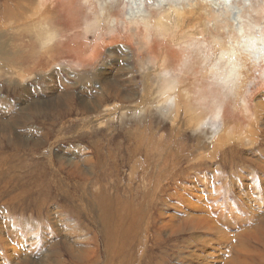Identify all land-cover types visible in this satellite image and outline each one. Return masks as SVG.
I'll return each mask as SVG.
<instances>
[{"label": "rangeland", "instance_id": "374dc122", "mask_svg": "<svg viewBox=\"0 0 264 264\" xmlns=\"http://www.w3.org/2000/svg\"><path fill=\"white\" fill-rule=\"evenodd\" d=\"M34 1L22 24L0 21V264H264V0H234V32L204 0L148 2L149 25L120 2L104 17L100 0ZM241 34L242 75L223 82L211 65ZM113 51L134 99L88 111ZM147 74L153 106L112 109L140 102ZM174 92L176 108L160 103Z\"/></svg>", "mask_w": 264, "mask_h": 264}, {"label": "bare ground", "instance_id": "6f19581e", "mask_svg": "<svg viewBox=\"0 0 264 264\" xmlns=\"http://www.w3.org/2000/svg\"><path fill=\"white\" fill-rule=\"evenodd\" d=\"M11 1H13V4H11L10 0L5 1L3 4H0V21L12 19L16 23L22 24L24 21H26V18H24V16L27 13H31L32 15H36L35 13H37V10L35 8L34 9L36 12L32 13V9H29L26 6L28 4V2H31L32 4H34L35 3L34 0H11ZM153 1H158L157 4L162 5L163 7H165V4H163V3L170 2L169 0H165V2H163L164 0L163 1H160V0H120V1L114 0V2H112L110 0H100V1H98V4H99L100 12H101L100 14L102 16L106 17L107 15H111V12H113L112 3H119L120 2V3H122L121 5L125 6V8L128 7L126 9L128 11V17H131V19H135L138 17L140 21L147 23L149 25L148 20L143 19V17L145 16L144 6L146 7L148 2H153ZM176 1L181 2L182 0H176ZM199 1L200 0H194V3H193L194 7H192V9H195V6H197L200 3ZM204 1H206V3L208 5L212 4L213 7L214 6L219 7L218 9H216V10H218L217 13L222 14L224 17L228 18V20H232L235 23H237L234 26L232 32H234V30L239 31L238 22H239L240 18L238 17V12H237L238 11V5L235 3L234 0H204ZM161 2H163V3L161 4ZM217 4H219V5H217ZM10 5L16 10L17 15L15 13L11 12ZM22 7H24V9ZM192 9H189V10H192ZM234 10L236 12H234ZM172 13L177 14L178 16H181V17L184 15V13L182 11L176 12L173 10ZM168 16L169 15L165 14L164 17L162 16L161 19H158L154 23L155 28L158 30L163 29L165 31H169V28L167 26L168 25V23H167L168 22V20H167ZM181 22H182V20H180V18L176 19V24H177L176 27H180ZM248 28L250 30H253L252 29L253 26H249ZM241 38H242V40H240ZM233 40H234L233 44L229 43L227 45V47L221 48L220 54H219V59L217 62H214L213 65H211V70H210L211 73L213 74V76L220 77L223 80V82H226V83H233V82L235 83L237 80V76L239 77L240 75H242L241 74L242 65L240 64V61L245 56L243 53L245 51L241 52V49L243 50L244 45H246V44L249 45V42L243 40L242 34L238 38L234 37ZM123 53H121V52L118 53V52H114V51L112 52V58H114V60H115V64L113 67L116 68V72H114L112 77H109V76L102 77L99 74L100 78L97 80L99 82V86H98L99 90L97 93H94V95H91L92 96L91 99H87V101H86V103L90 106V109H88V111L101 109L103 104H106L107 102L112 101V100H125V101L131 103L132 99H134L135 91L133 89H131L130 87L128 88V86L126 85V84L131 83L130 79H132V77L128 76L129 69L123 65V60L125 57V55H124L125 53L124 54ZM160 75L161 74H157L156 77H158ZM163 76L166 77L167 75L165 73H163ZM156 77H155V79H156ZM151 78H154V77L147 74L146 79L142 82L144 95L141 94L142 100L140 102H138L135 105H127V106L121 107V108H118L115 106L116 108L114 107L112 109H114V110L119 109L120 111L127 109L131 112H138V111L147 110L149 106L152 107L153 106V102H151L152 92H151V88H150V86H151L150 82L152 81V80H150ZM176 84H177V82H176ZM167 91H170V89H167ZM163 94H162V97H163ZM178 94H179V92H174L172 94L164 96L163 99L160 101V103H162L166 107H169L168 104H170L171 106H173V108H176L178 106ZM106 108H108V107H105V109ZM254 108H255L254 111L257 113V117H256L257 121L256 122L257 123L259 122L260 126H264V116H263V113H264V94H262L256 98ZM114 110H111V111H114ZM107 115H109V114H107ZM96 118L97 117H92L88 123L92 124V122L96 121ZM171 118L173 119V121H175L176 124H178V125L180 124V126H181V124H184L183 118H181L180 121H178L177 118L174 116H172ZM143 124H144L143 125L144 131L148 132V134H146L147 135L146 137L148 138L147 142L155 143L158 146V141L156 138H154L155 135H150V134H152V130L149 128L148 125H145V121L143 122ZM141 135H144V134H141ZM140 140H142V139H140ZM169 145H170V143H169ZM158 149H161V148L158 147ZM158 156H160V155H158ZM109 201H111L110 197L103 198V199H101V205L106 206ZM116 202H117V200H116ZM189 203L196 208L202 209L203 211L206 210L204 206H203L204 208L202 206H198L197 204H195L194 201H193V204H192V202H189ZM120 208H119V210H120ZM208 212H207V217L211 218V216ZM108 214L106 216H103L101 219L102 224H104L106 232L111 231L110 229H108V225H109L108 223L111 222V220H110L111 218L109 217ZM120 214H122L123 219L129 218L132 222H136L138 219V216L140 214V211H138V210H136L130 206L124 205L121 208V211L117 212V218L120 217ZM198 218L200 219V217H198ZM124 222H125V220H124ZM113 230H114V228H113ZM119 238L121 239V237H119ZM121 240H123V239H121ZM114 245H116V244H114Z\"/></svg>", "mask_w": 264, "mask_h": 264}]
</instances>
